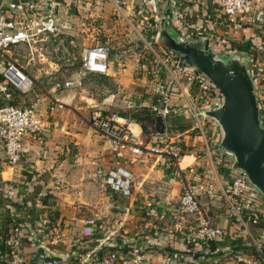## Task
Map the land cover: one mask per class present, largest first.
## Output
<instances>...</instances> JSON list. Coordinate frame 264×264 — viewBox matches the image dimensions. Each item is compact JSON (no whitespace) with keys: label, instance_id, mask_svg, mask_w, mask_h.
<instances>
[{"label":"built area","instance_id":"obj_1","mask_svg":"<svg viewBox=\"0 0 264 264\" xmlns=\"http://www.w3.org/2000/svg\"><path fill=\"white\" fill-rule=\"evenodd\" d=\"M70 1L75 0H27L18 4L0 0V142L7 163L18 165L25 153L26 137L36 140L44 132L45 123L38 108L41 96L49 97L54 105L61 107L60 92L85 91L96 103L101 102L92 106L90 125L112 146L113 164L106 185L126 198L135 189L142 190L141 235H146L157 221L167 218L187 227L183 241L188 243L186 247L192 254L169 251L163 255L162 264H207L208 256L216 257L212 264H264V236H256L251 230V225L264 223V196L243 173L233 168L231 156L217 150L219 128L200 117L202 110L220 105L221 96L216 88L201 72L186 67L181 56L156 39L155 13L140 9L132 15L131 22L124 16L140 42V48L134 51L135 79L148 94L146 100L142 95L136 99V108L148 109L166 122L186 116L187 132L191 136L196 132L197 139L193 141L197 145L186 146L178 134H170L168 129L164 136L154 134L149 139L137 135L131 117L104 109L110 104L106 102L115 100L112 88L101 82L111 75L112 48L97 43L77 53L69 47L58 12ZM107 1L117 10L126 5V0ZM203 2H209L237 30L244 29L246 24L264 26V0L172 1L171 12L183 36L190 41L195 40L194 34L188 30L186 15L179 8ZM256 60L251 68L264 124V61L258 64ZM186 158L191 162L184 165ZM151 162L181 181L180 196L167 200L162 211L156 199L147 198L144 181L137 180L129 169L130 165ZM225 216L236 223L241 237L251 244L253 254L236 250L226 240L224 228L217 223ZM95 224L96 219L86 220L81 236L92 238ZM50 239L45 237L36 242L45 248L58 244ZM23 240L18 226H12L6 237L0 236L1 246L9 252L6 257L0 256V264H31L23 253ZM211 243L216 245L214 250L209 247ZM102 249L92 253L99 264H151V250L142 246L129 251H108L100 257Z\"/></svg>","mask_w":264,"mask_h":264},{"label":"crops","instance_id":"obj_2","mask_svg":"<svg viewBox=\"0 0 264 264\" xmlns=\"http://www.w3.org/2000/svg\"><path fill=\"white\" fill-rule=\"evenodd\" d=\"M22 1L27 0H11L16 4ZM88 1L67 2V5L61 7L58 12L59 21L65 27L69 47L77 53L82 51L78 50L79 39H83L84 35L93 37L96 32V29L83 25L79 14L82 10L90 11L94 3L101 4L105 0H92V3ZM158 1L126 0V5L120 10L115 8V11L119 17L124 19L126 16L130 22L132 15L140 9L155 13L154 16L158 18L159 11L154 5ZM167 1L169 0L159 2ZM172 1L175 0H170V3ZM179 9L186 15L188 30L193 32L194 39L208 35L216 49L221 45L225 52L242 55L245 53L249 57L251 49L264 38V31L235 29L224 16L214 11L209 2L186 5ZM168 22L181 31L171 9ZM127 32L130 34L127 37L135 43L136 39L132 38L137 36L130 26ZM134 51L132 50L125 60L122 53L111 60V75L101 80L112 88L115 98L116 82L122 83L124 80L125 70L122 68H127L126 74L134 75V85L138 90L135 98L140 95L145 100L148 98L146 90L139 87L135 79L137 57ZM257 54L256 63L262 64L264 51L257 50ZM78 93L84 95L83 99L96 103L85 91L60 92L58 98L61 107L54 105L49 97L41 96L38 108L45 123V130L36 140L26 137L25 153L18 165L10 166L7 163L4 147L0 142V230L5 224L10 228L13 224L20 228L24 237L23 253L31 264H42L38 260V255L43 252L42 248L45 246H38L36 241L45 237H51L50 240L58 243L55 246L47 245L46 249L68 255V262L63 264H99L93 259L92 253L104 246H113L122 251L142 246L151 250V264H154L156 257L159 259L155 264H162L164 254L177 251L179 248L177 241L183 242L187 227L180 221L172 222L167 218L157 221L146 235H141V228L144 227L142 190L137 188L126 198L113 192L106 185V178L113 164L112 146L92 127L82 132L83 128L79 129L76 125V116L74 112L67 110L69 109L67 107L75 103ZM171 121L166 122L168 131L172 125ZM187 124L189 125V121ZM133 128L137 135L145 139L152 137V134L145 136L137 123ZM178 135L186 146L197 145V141H193L194 138L187 130L178 131ZM83 139L90 142L86 154L84 153L86 148L82 147ZM184 161V165H187L191 159L186 158ZM129 169L136 175L137 180L144 181L143 191L147 198H154L160 203V211L166 206L167 200L180 196L181 181L171 178L170 172L162 170L152 162L148 165H130ZM80 192L84 193L81 197L86 200L77 201L75 204L76 200L81 198L77 196ZM82 204L84 210H80L81 207L77 208ZM113 208L118 213L116 218L112 217ZM219 214L223 216V212ZM89 219H96L94 236L83 238L81 230L84 222ZM217 223L227 234V227L234 222L225 216L218 219ZM262 234L264 236V232ZM1 243L0 241V247Z\"/></svg>","mask_w":264,"mask_h":264},{"label":"water","instance_id":"obj_3","mask_svg":"<svg viewBox=\"0 0 264 264\" xmlns=\"http://www.w3.org/2000/svg\"><path fill=\"white\" fill-rule=\"evenodd\" d=\"M159 11L156 39L184 59V65L201 72L221 96L219 106L200 112V117L220 130L217 150L233 158V168L243 173L252 187L264 196V124L261 120L259 90L251 68V59L240 53H219L208 35L185 38L168 22L170 0L154 4ZM155 134L164 136L167 124L155 117ZM42 264H63L68 255L42 248ZM198 257V255H197Z\"/></svg>","mask_w":264,"mask_h":264},{"label":"rangeland","instance_id":"obj_4","mask_svg":"<svg viewBox=\"0 0 264 264\" xmlns=\"http://www.w3.org/2000/svg\"><path fill=\"white\" fill-rule=\"evenodd\" d=\"M89 3H92V0ZM79 16L81 17L83 25L85 27H89L90 29L94 28L96 29V32L93 35V37L84 35L83 39H79L78 50H83L84 48L90 47L97 43L107 44L112 48L111 60L113 61V59L117 55H120V53L125 55L124 58L125 60L126 56L130 55L131 54L130 52H132V50H137L140 48V42L138 41V36L136 35L137 36L136 38H132V39H136L135 43H132L130 41V39L127 37V35H130L129 32H127V29L129 27L127 25L128 23L126 24L127 21H124V19L121 16L119 17L117 15L115 11V7L107 0L102 1L101 4L94 3V5L90 7V11L82 10V13H80ZM244 55L247 56V54L245 53ZM126 69L127 68H122V70H125L123 71V76H124L123 82L122 83L116 82L115 100L112 103L106 102L110 104H108L109 106H104V109L109 110L113 113H117L119 115L132 114L135 110H137L136 106L138 105L135 98L138 90H137V86L134 85V79H133L134 75H130L129 73L126 74ZM83 97H84L83 94L78 93L75 103L67 107L69 108L67 110H71L72 112H74L77 121L76 125L78 126L79 129L83 128L82 132L85 129L88 128L91 129V125H90V119L92 114L91 107L94 106V104L96 105L101 104V102L95 103V102L87 101V99H83ZM175 119H173V121ZM188 121L187 119L186 120L184 119L183 123H187ZM171 127L169 133L178 134V131L171 129ZM195 135H197L196 132L192 133V137L194 139H197V136ZM82 144L84 145L82 147L86 148V151L84 153L85 154L88 153L90 148L89 140L83 139ZM77 194H78L77 196L80 197L84 196L83 192ZM84 200H86V198L81 197L80 200H76L75 204L78 203L77 201L81 202ZM83 204L77 208L81 207L80 210H84ZM73 207L75 206L73 205ZM112 211H113L112 217L116 218L118 213L115 212V208H113ZM157 259L159 258L156 257V259L154 260V264Z\"/></svg>","mask_w":264,"mask_h":264},{"label":"trees","instance_id":"obj_5","mask_svg":"<svg viewBox=\"0 0 264 264\" xmlns=\"http://www.w3.org/2000/svg\"><path fill=\"white\" fill-rule=\"evenodd\" d=\"M155 23V22H154ZM244 29H256L259 31H264V26H260V25H253V24H246ZM264 38H262L258 44H255L254 48H252L250 51V55L249 57L251 58V63H253L256 59H257V50H261L264 51ZM219 53H223V54H229L230 52L228 51H223V47L221 45H219V48L217 47L216 49ZM264 93V91H263ZM17 102L13 103L16 104ZM123 116H127V117H131L135 123L139 124L143 130V133L145 136H150L152 134V136L155 134V115L151 114L150 111L148 109H137L135 110L132 114L130 115H125L123 114ZM187 119L186 116L183 117H178L176 118L174 121L172 119V121L170 122V124H172L170 127L171 129H174L176 131L179 132H185L186 130L189 129V125L187 123H183V120ZM209 124L214 125L213 122H209ZM169 127V128H170ZM170 130V129H169ZM234 222V221H233ZM12 226H15L14 224ZM252 227V232L254 233V235L259 236L260 234H262V232H264V223L258 224V225H251ZM9 230L10 227L8 224H5V226L2 228V230H0V236L2 237H6L9 234ZM226 240L230 241L232 243V246L239 251H245L248 253H254V251L252 250L251 244L250 243H246L244 238L241 237L240 235V231L238 226L236 225V223L234 222L233 224L231 223L228 227H227V234H226ZM188 243H186V241H183L182 243H180V241H177V245L179 246V248H177V252H180L181 254H192V250L188 249L186 247ZM211 250H214L216 245L214 243H211L209 245ZM118 249L114 248L113 246H104L102 251L100 252V257H103L104 254L108 251H117ZM8 249L2 245L0 247V256L1 257H6V255L8 254ZM209 257V262L207 264H212L215 263V261L217 260L216 257H212V256H208Z\"/></svg>","mask_w":264,"mask_h":264}]
</instances>
